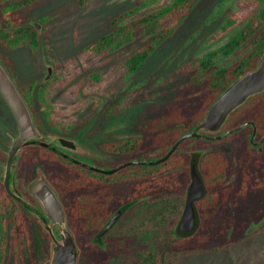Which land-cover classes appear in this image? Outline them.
Returning <instances> with one entry per match:
<instances>
[{"label":"flooded vegetation","instance_id":"1","mask_svg":"<svg viewBox=\"0 0 264 264\" xmlns=\"http://www.w3.org/2000/svg\"><path fill=\"white\" fill-rule=\"evenodd\" d=\"M44 86L41 81L32 89H19L33 113L39 136L27 139L25 146L12 156L9 149L20 131L0 96V264H46L51 258L53 239L47 226L52 228V220L44 207L48 189L56 192L77 247V235L70 222L87 223L88 233L80 235H87L82 244L89 259L108 254L116 243L110 241L114 238L112 230L121 219L125 254L124 234L127 223L133 219L154 228L163 206L170 212L163 225L184 224L182 216L193 169L205 186V194L195 201L197 232H203L199 234L203 242L207 229H215L218 242L229 246L264 229V108L259 107V102L243 104L230 114L218 132L201 131L199 137L181 141L166 161L151 164L164 157L182 136L197 129L203 119L186 133L167 134L169 140L162 147L161 127L154 123L136 125L122 139L105 132L86 141L79 130L48 122L50 117L37 98ZM242 125L245 126L218 138ZM168 131L173 132V126ZM120 141L122 150L111 147ZM133 161L140 163L105 173ZM120 210L122 216L104 231ZM83 211L88 213L87 220L77 214ZM52 232L61 239L56 227ZM167 244L172 249L173 238ZM80 253L79 250V258Z\"/></svg>","mask_w":264,"mask_h":264},{"label":"rangeland","instance_id":"2","mask_svg":"<svg viewBox=\"0 0 264 264\" xmlns=\"http://www.w3.org/2000/svg\"><path fill=\"white\" fill-rule=\"evenodd\" d=\"M169 1L156 0L132 19ZM220 1L200 0L173 36L133 75L128 74L125 62L145 44L139 36L112 53H89L84 48L109 30L113 17L137 6L139 0H40L20 7L7 17L18 25H38L39 48L33 54L28 47L0 46V60L19 89H26L33 82H49L46 95L51 106L50 124L73 127L83 133L86 141L105 132L122 139L136 125L145 123L146 115L171 103L189 88L191 80L198 77L194 63L231 36L232 32L220 30L229 12L235 11L239 26L255 9L246 0ZM70 227L81 244L85 236L78 230L80 220H72ZM260 231L227 249L185 255L177 264H264V229ZM110 241L121 243L112 238ZM134 246L126 247V251ZM168 249L165 241L160 252ZM79 264H90L89 257L84 256Z\"/></svg>","mask_w":264,"mask_h":264},{"label":"trees","instance_id":"3","mask_svg":"<svg viewBox=\"0 0 264 264\" xmlns=\"http://www.w3.org/2000/svg\"><path fill=\"white\" fill-rule=\"evenodd\" d=\"M40 0H0V46L15 49L28 47L31 53H36L40 44L39 32L33 25H18L7 15L20 7L29 6ZM156 0H139L137 6L113 17L109 22V30L84 48L89 53H112L133 42L136 36L145 40V44L132 53L125 62L128 74L138 72L150 59L151 55L175 33L187 15L195 8L200 0H170L161 8L142 17L132 19L138 11L152 5ZM230 0H221L223 3ZM255 5L241 25H237V15L234 10L225 16L220 26L223 33L232 32L228 40L219 48L203 55L197 60L198 77L191 80L189 88L171 103L161 107L158 111L146 115L145 123L157 124L159 129V146L165 145L169 138L167 134L175 136L188 132L204 119L208 110L219 95L228 89L243 73L253 69L264 52V0H246ZM226 63L219 65L221 62ZM216 66L215 68H213ZM92 76V75H91ZM97 77V75H93ZM38 83L33 82L28 87L34 88ZM49 82H45L38 93V101L47 117H50L46 89ZM252 101L259 102L264 108V93L251 97L245 106ZM48 106V107H46ZM236 112V111H235ZM173 126V132L171 130ZM170 127V128H169ZM163 134V136H162ZM113 149L122 150V141L112 143ZM87 220L88 213H77ZM111 213H108L110 215ZM158 226L150 228L137 219L127 223L125 230L126 247L135 248L122 254V219L112 230V236L121 243L110 244L108 254L101 258L90 259V264H177L178 260L189 254L202 251H217L227 249L229 244L217 240L215 229L209 232L203 242L197 233H182L179 227H167L166 222L170 212L160 206ZM129 215V214H128ZM80 233H88L87 223L81 222ZM153 229V231H152ZM198 230V229H197ZM195 234V235H194ZM147 235V236H146ZM146 236V238H145ZM87 237V235L85 236ZM90 238L91 236L88 235ZM141 237V238H140ZM140 238V239H138ZM173 238V248L160 255V247ZM81 251L80 259L88 256L84 244H78ZM84 248V249H83Z\"/></svg>","mask_w":264,"mask_h":264},{"label":"water","instance_id":"4","mask_svg":"<svg viewBox=\"0 0 264 264\" xmlns=\"http://www.w3.org/2000/svg\"><path fill=\"white\" fill-rule=\"evenodd\" d=\"M38 25L35 29L38 31ZM46 75V79L50 77V70ZM264 93V52L259 58L256 66L243 73L238 79L219 97L214 101L212 107L206 113L200 126L192 132L182 136L168 153L159 160L151 164H159L166 161L172 153L176 150L179 143L188 138L199 137V132L216 133L218 132L230 114L236 109L245 104L251 97ZM0 96L13 113V116L18 124L20 135L15 138L14 145L9 149L11 150L10 156L19 152L25 145L24 142L31 137H38L36 134L37 128L34 122L33 113L30 110L25 98L19 90L16 82L12 78L10 72L0 60ZM242 125L238 128L226 132L224 135L218 137L222 138L232 134L233 132L243 128ZM255 129V128H254ZM264 138V136H263ZM138 161L129 162L120 165L118 168L105 172L114 173L125 166L132 164H139ZM81 166L91 168L85 164L79 163ZM192 182L187 195L182 222L179 226L182 233H194L199 227V216L195 207V201L200 199L205 194V186L201 176L196 170L191 173ZM48 189V188H47ZM45 210L52 220V228L56 227L61 233V239H57L52 232V228L47 226L53 243L51 248V258L46 264H77L79 260V250L76 245L74 236L68 226L63 207L59 198L54 190L48 189L46 194V201L44 203ZM123 210L118 211L106 227L104 231H108L115 222L122 216Z\"/></svg>","mask_w":264,"mask_h":264}]
</instances>
